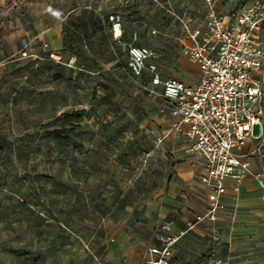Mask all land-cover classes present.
Wrapping results in <instances>:
<instances>
[{"label": "rangeland", "instance_id": "rangeland-1", "mask_svg": "<svg viewBox=\"0 0 264 264\" xmlns=\"http://www.w3.org/2000/svg\"><path fill=\"white\" fill-rule=\"evenodd\" d=\"M182 6L202 8L201 0H0V264H124L127 251L142 256L152 243L186 147L160 88L129 75L106 18L120 17L122 42L136 32L135 44L157 54L163 78L188 84L196 68L170 21ZM26 43L34 50L23 57ZM188 196L189 211H200ZM255 200L248 216L264 238V201ZM229 232L219 224L188 233L171 264H222Z\"/></svg>", "mask_w": 264, "mask_h": 264}, {"label": "built area", "instance_id": "built-area-1", "mask_svg": "<svg viewBox=\"0 0 264 264\" xmlns=\"http://www.w3.org/2000/svg\"><path fill=\"white\" fill-rule=\"evenodd\" d=\"M218 1L201 0V10L182 6L170 11L171 27L180 31V53L197 70V80L192 84L163 78L157 54L135 44L136 32L130 43L122 42V20L116 14L107 17L114 39L127 56L129 75L134 79L146 76L142 89L160 88L171 131L184 139L188 155L204 161L196 179L206 190L205 211L178 232H172L168 221L158 223L144 264H169L175 246L196 225L215 222L226 212L227 183H232L237 194L250 175L242 148L255 138V126H260L264 136L260 111L256 110L264 101V48L259 42L264 31V0L250 4L233 0L226 11L219 10ZM33 50L30 43L24 44L22 56L31 55ZM48 56L50 61L60 62L57 53L48 52ZM253 177L264 201V177L260 173Z\"/></svg>", "mask_w": 264, "mask_h": 264}, {"label": "crops", "instance_id": "crops-1", "mask_svg": "<svg viewBox=\"0 0 264 264\" xmlns=\"http://www.w3.org/2000/svg\"><path fill=\"white\" fill-rule=\"evenodd\" d=\"M232 2V0L229 1L231 5ZM106 23H108L107 18ZM259 42L261 47L264 48V31H262L259 37ZM259 75L260 74H256V76ZM256 110L260 111V123L262 129H264V101L256 107ZM260 129V126H255V138L247 141L241 151V154L245 156L246 160L249 162L250 175L243 180L237 194L232 190V183H227L228 191L225 200L227 207L226 212L222 214L217 221H204L203 223L196 225L189 232L206 236V231L210 225L226 224V226H229V237L225 240V245L229 247V254L224 257L222 264H264V254H258L256 250L258 247H264V238L254 236L257 234V229L253 226L254 222L249 220L251 217L248 216L254 214V210L252 209L255 207V197H257L258 194L261 197L262 194L261 189L253 177V174L264 170V158L260 157L261 152H264V149H262L264 148V136H261ZM184 144L185 147H187L185 141ZM186 156V160H181L176 163L174 170L176 174L175 181L171 182L173 187L171 188L170 195L161 200V203L164 206L163 209H161V212L158 213L153 231L161 221H168L172 223V232L184 230L188 222H193L195 218L206 209V190L196 179L197 174L202 170L204 161L202 159L192 157L187 153ZM189 159H193L194 161L190 163L188 162ZM262 177H264V175H262ZM188 195L195 198V202L198 200L200 211L195 213L189 211V207L186 206V204L187 201L191 202L192 200L189 199ZM186 197H188L187 201H185ZM182 240H180L179 243ZM179 243L174 248V253L169 264H171L173 260L179 259ZM240 247L246 248L239 250L238 248ZM144 254L145 252L141 256L134 249L127 251L125 254L124 264H144Z\"/></svg>", "mask_w": 264, "mask_h": 264}, {"label": "trees", "instance_id": "trees-1", "mask_svg": "<svg viewBox=\"0 0 264 264\" xmlns=\"http://www.w3.org/2000/svg\"><path fill=\"white\" fill-rule=\"evenodd\" d=\"M127 64H128V63H127ZM127 66H128V65H127ZM52 135H53V134H52ZM54 135H55V137H59L56 133H54ZM55 137H54V138H55Z\"/></svg>", "mask_w": 264, "mask_h": 264}]
</instances>
